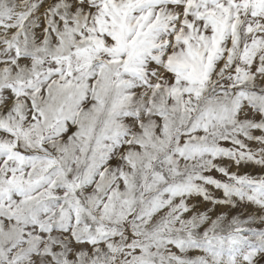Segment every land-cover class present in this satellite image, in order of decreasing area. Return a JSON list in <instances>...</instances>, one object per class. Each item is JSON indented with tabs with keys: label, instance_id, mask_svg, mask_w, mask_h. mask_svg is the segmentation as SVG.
I'll use <instances>...</instances> for the list:
<instances>
[{
	"label": "snow or ice",
	"instance_id": "snow-or-ice-1",
	"mask_svg": "<svg viewBox=\"0 0 264 264\" xmlns=\"http://www.w3.org/2000/svg\"><path fill=\"white\" fill-rule=\"evenodd\" d=\"M0 264H264V0H0Z\"/></svg>",
	"mask_w": 264,
	"mask_h": 264
}]
</instances>
